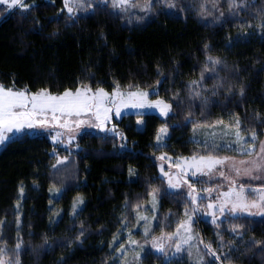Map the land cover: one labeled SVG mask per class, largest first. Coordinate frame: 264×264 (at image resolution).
Returning a JSON list of instances; mask_svg holds the SVG:
<instances>
[{
  "label": "trees",
  "instance_id": "16d2710c",
  "mask_svg": "<svg viewBox=\"0 0 264 264\" xmlns=\"http://www.w3.org/2000/svg\"><path fill=\"white\" fill-rule=\"evenodd\" d=\"M218 1L174 0V8L154 4L131 16L110 3L75 14L64 0H27V7L11 9L0 4V83L6 88L61 93L119 85L153 90L171 104L166 118L141 115V128L139 115L123 116L125 144L93 131L71 152H54L44 134L9 139L0 149V249L20 243V264H122L128 232L142 235L132 206L164 184L160 153H209L215 145L201 141L203 125L231 126L237 119L244 134L263 136L264 0H238L234 7ZM165 122L167 143L157 146ZM60 154L69 155L70 175L57 163ZM159 194V211L182 217L186 198ZM197 228L204 239L224 243L227 264H264V217L233 216L219 228L200 218ZM142 261L190 264L187 257L164 261L152 251Z\"/></svg>",
  "mask_w": 264,
  "mask_h": 264
},
{
  "label": "rangeland",
  "instance_id": "374dc122",
  "mask_svg": "<svg viewBox=\"0 0 264 264\" xmlns=\"http://www.w3.org/2000/svg\"><path fill=\"white\" fill-rule=\"evenodd\" d=\"M216 1L220 4V1ZM225 1H227L226 3L230 5V0ZM236 1L238 0H235V4ZM22 2L25 5L27 0H22ZM94 3H110L112 8L129 16L146 14L153 8L154 4L169 8H174L176 6L174 0H170V2L169 0H151L150 7L148 6V0H129V3L116 7L113 6V0H78L76 3L69 0V6L74 9L72 14L84 10L87 6H91ZM170 3L174 6H170ZM0 85L2 84L0 83ZM84 86L87 85H80L77 88H83ZM87 87H89L93 92L102 88L105 92L112 93L113 90L116 89L117 85L112 89L101 86ZM77 88L67 90L75 92ZM25 89L29 90L27 87L15 88V90ZM40 90L41 89L37 91L30 90V92L35 93ZM119 90L124 93V96L117 100V104L108 105V107L113 110L108 113L110 119L106 121L103 120V113H101V119L97 120L95 118V110H93L91 113L86 112L79 117L70 118L72 121H83L84 123H81L79 127H76L75 123H72L67 129L58 127L55 129L26 128L22 132L10 133L9 135L11 138H14L26 131L44 134L55 144L56 149L54 152L58 150L71 152L80 147V138L88 131L115 135L119 138L120 142L125 144V134L119 124V121L125 115H139V123H137L139 128H141L144 123L143 116H141L143 114L156 113L163 118L168 116L162 115L159 107L131 106L132 104L139 102H143L147 105L155 104L159 101H163L164 103L171 105L167 100L160 96H152L153 90L126 88L121 86H119ZM130 92H146L148 95L146 98H141L139 96L130 97L128 95ZM51 93L59 94L54 92ZM125 104H127L128 107H125ZM116 107H119L120 109L119 116L115 114ZM170 112L171 109L168 114ZM98 124H103L104 130H102L101 127L95 126ZM203 126L206 127L204 129L202 128L200 137L201 141L209 145H215V149H210L211 151L209 153H198L179 157H174L169 153H160L157 156L158 167L160 175L164 180V184L162 185V188L158 190H150L142 200H138L137 203H134L132 206V219L134 223L137 224L136 231H140V234L142 235L141 237H136L132 236V234L128 232V236L122 246L121 252L119 253L122 254V264H143L142 258L144 253L147 251H152L155 254L160 255L164 261H168L172 258L187 257L190 264H227L225 261L228 255L227 252L223 250L224 243L222 241H218L215 244L210 240L204 239L201 233L198 232L197 224L200 218L210 221L215 227L219 228L226 222V218L229 219L233 216H248L251 218L264 217V204H262L261 207H249L247 209L238 208L235 211H230L233 208V205L238 202L247 204L256 202L259 204L260 196L264 195V193L260 192H240L241 186H243L246 190L264 188V169L256 171L254 170L252 163H240V161H255L256 163L264 164V153L260 152V145L261 143H264V134L260 137L258 133L254 132L255 139L253 140V133L244 134L242 132L241 123L239 122L238 130L240 135L243 137V140L237 143L236 122H234L231 126L224 124L220 125V123ZM161 128H166L167 131L162 135L161 139L158 140L156 137L157 146L166 145L170 132L166 122L160 126L159 130ZM209 129H211V134L208 132ZM56 132L63 133V135L59 137L58 141L53 140V136ZM7 141L0 144V149ZM241 145H243L245 149H250L251 154L249 155L246 154L245 151H241ZM218 148H228L229 150L232 148V150L228 152H221ZM161 157H163V159H161ZM192 157H196L197 159L200 157H204L206 159L209 157H227L228 160L224 165H217L211 172H208V169L204 168L203 171L208 172L207 175H202L198 172L196 176H193L191 173L195 169L185 166V160H187V163L190 164L192 162ZM57 159L63 161V163H59L58 165H64L65 168L62 170H66L64 173L70 175L72 172V163L69 161V155L60 154ZM233 165L235 169L240 170L239 175H237ZM248 169H253L251 176L245 174ZM221 171L224 172L223 176L219 175ZM165 173H167V175H165ZM256 176H258L259 179L253 178ZM169 181H171L172 184L177 185V187H170ZM165 191L179 196L181 195L186 198L187 204L186 207L183 208L182 217H179L171 212L164 214L159 211V193H163ZM229 192L230 194L228 196L222 195L223 193ZM237 193H240L239 201ZM153 194H155V200L153 199ZM209 204H212L213 207L209 208ZM221 209H223V211H221ZM141 217H144V219H141ZM213 220H215V222H213ZM18 244L20 245V243ZM177 246H179L180 251H177ZM160 248H163V251L158 252V249ZM2 249L3 251H0V258L5 261V264H17V261L18 264H20V255L19 251H17L20 248L17 249V247H15V249H9L8 245H4ZM217 257H219V259H217Z\"/></svg>",
  "mask_w": 264,
  "mask_h": 264
},
{
  "label": "snow or ice",
  "instance_id": "6c2138e0",
  "mask_svg": "<svg viewBox=\"0 0 264 264\" xmlns=\"http://www.w3.org/2000/svg\"><path fill=\"white\" fill-rule=\"evenodd\" d=\"M73 3L78 2V0H72ZM170 2V0H169ZM129 3V0H113V6H119L122 4ZM0 4L7 5L8 9L13 7H27L23 4L22 0H0ZM151 0H148V6L150 7ZM170 6H174L171 5ZM235 6V0H230V7ZM65 7L68 12L72 14L74 12L73 7L69 6V0H65ZM212 60L213 64H219L220 61L218 59H213L212 57L208 58ZM208 69L205 68V71ZM203 78V77H202ZM192 83H196L193 81ZM241 94H243V89L241 88ZM130 97L139 96L141 98H146L148 93L146 92H130L128 93ZM124 93L119 90V86L117 85L116 89L113 90L112 93L105 92L104 89L99 88L95 92H93L89 87L84 86L83 88H77L75 92L72 90H65L59 94H53L47 89H41L38 92L32 93L30 90H15L14 86L5 88V86L0 85V144H3L5 141L9 140L10 133H19L24 129H55V128H69L70 124L75 123L76 127H79L83 121H72L70 118L79 117L84 113H91L95 110V118L97 120L101 119V113H103V120L110 119L108 113L112 112V108L108 107V105L117 104V100L122 98ZM122 102V100H121ZM132 107H159L161 109L162 115H168V112L171 109V105L164 103L163 101L156 102L155 104H147L143 102H139L136 104H132ZM125 107H128L125 104ZM115 114L117 116L120 115L119 107H116ZM139 123V121H138ZM237 125V143L243 140V137L239 132V119L236 121ZM96 127H101L103 129V124L95 125ZM167 131L166 128H161L157 134V139H161L162 135ZM63 133L56 132L53 136L54 141H58L59 137H61ZM253 140L255 139V133L252 134ZM241 151H245L246 154H251L250 149H245L243 145H241ZM260 152L264 153V143L260 145ZM163 159V157H161ZM228 160L227 157L224 158H204L200 157L197 159L196 157H192V162L189 164L187 160H185V166L188 168L195 169L192 171V175L196 176L199 172L202 175H207L208 172H211L217 165H224ZM57 163H63V161L58 160ZM241 164L244 163H252L254 166V170L260 171L264 169V164L256 163L255 161H240ZM55 167V166H54ZM204 168L208 169V172L203 171ZM234 168V165H233ZM163 170V169H162ZM237 175L240 174L239 169H235ZM253 169L246 170L247 175H252ZM167 175V173H165ZM219 175L223 176L224 172L221 171ZM254 179H259L258 176L253 177ZM234 183V182H233ZM170 187H177V185L172 184L169 181ZM22 191V189H21ZM245 191H250L253 193L260 192L264 193V188L260 189H244L243 186L240 187V192L243 193ZM231 192V189H230ZM229 193H223L222 195L228 196ZM240 193H237L238 201H239ZM153 199L155 200V194H153ZM78 202L82 203V200L78 198ZM264 204V195L260 196V203L253 202L252 204L241 203L238 202L233 205V208L230 211H235L236 209H247L249 207H261ZM75 207V205H74ZM209 208H212L213 205L209 204ZM223 211V209H221ZM144 219V217H141ZM215 222V220H213ZM134 242V241H133ZM17 249H19L20 245L17 244ZM159 251H163V248L158 249ZM3 251V249H0ZM177 251H180L179 246H177ZM219 259V257H217ZM0 264H5V261L0 258ZM18 264V261H17Z\"/></svg>",
  "mask_w": 264,
  "mask_h": 264
},
{
  "label": "water",
  "instance_id": "95a60500",
  "mask_svg": "<svg viewBox=\"0 0 264 264\" xmlns=\"http://www.w3.org/2000/svg\"><path fill=\"white\" fill-rule=\"evenodd\" d=\"M158 252H161V251L158 250Z\"/></svg>",
  "mask_w": 264,
  "mask_h": 264
}]
</instances>
